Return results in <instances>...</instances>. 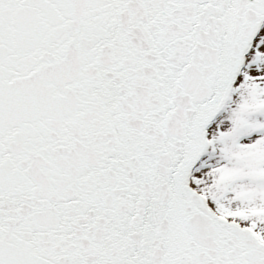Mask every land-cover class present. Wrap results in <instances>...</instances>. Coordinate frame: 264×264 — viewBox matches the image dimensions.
<instances>
[{
    "label": "snow or ice",
    "instance_id": "1",
    "mask_svg": "<svg viewBox=\"0 0 264 264\" xmlns=\"http://www.w3.org/2000/svg\"><path fill=\"white\" fill-rule=\"evenodd\" d=\"M0 264H264V0H0Z\"/></svg>",
    "mask_w": 264,
    "mask_h": 264
}]
</instances>
